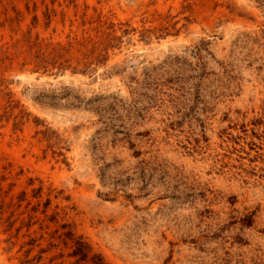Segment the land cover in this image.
Returning a JSON list of instances; mask_svg holds the SVG:
<instances>
[{
    "label": "rangeland",
    "instance_id": "374dc122",
    "mask_svg": "<svg viewBox=\"0 0 264 264\" xmlns=\"http://www.w3.org/2000/svg\"><path fill=\"white\" fill-rule=\"evenodd\" d=\"M0 264H264V0H0Z\"/></svg>",
    "mask_w": 264,
    "mask_h": 264
}]
</instances>
